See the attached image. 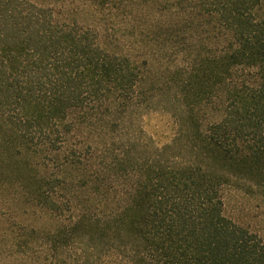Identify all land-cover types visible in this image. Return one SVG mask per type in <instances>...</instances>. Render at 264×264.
I'll use <instances>...</instances> for the list:
<instances>
[{
    "label": "trees",
    "instance_id": "obj_1",
    "mask_svg": "<svg viewBox=\"0 0 264 264\" xmlns=\"http://www.w3.org/2000/svg\"><path fill=\"white\" fill-rule=\"evenodd\" d=\"M195 1L214 50L185 48L144 88L147 68L93 25L0 0V193L50 213L39 241L17 233L35 264H264L262 236L227 213L235 189L264 195V0ZM156 95L176 107L166 141L144 124Z\"/></svg>",
    "mask_w": 264,
    "mask_h": 264
},
{
    "label": "rangeland",
    "instance_id": "obj_2",
    "mask_svg": "<svg viewBox=\"0 0 264 264\" xmlns=\"http://www.w3.org/2000/svg\"><path fill=\"white\" fill-rule=\"evenodd\" d=\"M38 1L46 5L56 4V15L60 21L77 20L93 25L99 29L102 43L111 51L127 54L147 68L144 88L172 81L174 66L185 59V48L192 46L193 50L201 48L205 52L214 50V39L207 31L213 28L215 21L211 15L197 10L195 0ZM200 41L201 46H196ZM165 98L166 95H156L153 104L144 111L145 128L161 141H166L171 134L167 115L176 112V107L164 108ZM227 197V213L264 239V195L239 188L229 192ZM5 199L6 194L0 193V233L4 228H11L15 230L18 241H13L11 236H0V246L6 247L4 254H0V264H35L38 256L29 250L33 246L25 243L29 235L19 239L17 233L23 226L29 228L36 225L41 229L35 238L39 241L49 234L50 213L32 216L23 208L9 209ZM12 244H15L13 249L10 248ZM13 252L16 254L11 256Z\"/></svg>",
    "mask_w": 264,
    "mask_h": 264
}]
</instances>
